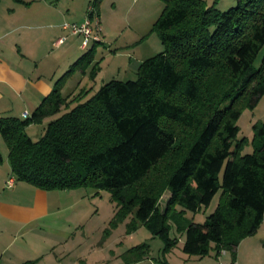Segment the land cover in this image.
Here are the masks:
<instances>
[{
	"label": "trees",
	"instance_id": "16d2710c",
	"mask_svg": "<svg viewBox=\"0 0 264 264\" xmlns=\"http://www.w3.org/2000/svg\"><path fill=\"white\" fill-rule=\"evenodd\" d=\"M163 1L155 21L163 47L140 62L135 79H111L86 99V90L63 96L64 80L91 61L92 47L30 116H0V134L16 180L45 190L107 188L115 216L130 211L131 227H150L166 248L175 243L168 212L175 205L196 211L223 188L202 223L185 225L181 248L198 256L227 250L234 258L239 241L264 219V122L253 126L258 142L251 152L233 144L241 108L264 95V54L254 67L264 49V0H236L226 10L217 8L219 0ZM45 119L34 139L26 127ZM169 161L172 172L162 170ZM148 256L145 243L123 253L125 263Z\"/></svg>",
	"mask_w": 264,
	"mask_h": 264
},
{
	"label": "crops",
	"instance_id": "0c3cea01",
	"mask_svg": "<svg viewBox=\"0 0 264 264\" xmlns=\"http://www.w3.org/2000/svg\"><path fill=\"white\" fill-rule=\"evenodd\" d=\"M35 1L49 10L31 9ZM61 3L62 0L55 4L48 0H0V116L22 118L23 112L30 116L78 58L82 37L61 28L62 20L70 17L62 12ZM82 18L83 15L71 21ZM60 36L66 37L56 44ZM73 76H67L64 83ZM46 121L30 124L27 133L34 130L35 136H40ZM3 143L0 134V146ZM4 145L5 155L0 149V264H104L106 257H98L99 250L93 251L92 244L86 246L85 252L76 253L77 246H85L88 239L84 229L80 236L76 233L78 223L72 210L76 189L45 190L20 180L11 188L5 187L4 181L12 172ZM262 223L239 241L234 258L229 251L216 254L213 250L206 256L184 253L182 264H218L219 259L264 264V234L259 232ZM143 263L157 264L151 255L125 264Z\"/></svg>",
	"mask_w": 264,
	"mask_h": 264
},
{
	"label": "rangeland",
	"instance_id": "374dc122",
	"mask_svg": "<svg viewBox=\"0 0 264 264\" xmlns=\"http://www.w3.org/2000/svg\"><path fill=\"white\" fill-rule=\"evenodd\" d=\"M206 1L211 3L213 0ZM48 2L55 4L57 0H48ZM235 2L236 0H219L216 6L220 10H226ZM163 4V0H62L61 10L70 17L63 19L61 24L64 21L72 22L71 20L83 15L80 21H76L81 22L89 6H94L99 14L102 29L99 41H91L86 47L78 49L77 57L93 47L91 61L83 63L81 68L76 67L69 73L68 77L73 76L74 73L75 75L69 82L63 83L62 95L72 97L86 90L82 98L86 99L111 79H135L140 62L156 54L163 47L155 28V21ZM41 8L46 7L35 1L31 9L41 10ZM262 54L264 49L258 53L254 67L259 65ZM70 104L73 105V102ZM261 122H264V95L253 107H242L236 120L238 132L233 144L241 143V154L254 149L258 139L255 137L253 126ZM28 134L34 139L39 137L35 136L34 130H29ZM4 143L0 149L5 155ZM173 167H175L174 162L169 161L162 170L167 171L170 168L172 172ZM157 180L159 181V178ZM74 189H76V204L72 210L76 214L78 223L76 233L80 236L84 229L88 236L86 245L82 247L78 245L76 253L85 252L86 246L92 244L93 251L99 250L96 254L98 257L100 255L106 257L104 264H125L123 253L135 244L142 243L147 244L149 256H153L154 259H167L182 264L186 256L181 248L185 225L190 221L202 223L223 197V188L219 187L210 203L201 205L196 211L181 210L179 205H175L166 218L168 237L174 239L175 243L166 248L164 240L150 227L143 224L135 228L131 227L133 217L130 211L123 217L115 216L117 204L111 190L95 186ZM168 195V189L161 192L159 200L161 205L165 203ZM261 222H264V219ZM259 232L264 234V223ZM211 251L213 249H210L208 254H211ZM88 260L91 259L88 257Z\"/></svg>",
	"mask_w": 264,
	"mask_h": 264
},
{
	"label": "built area",
	"instance_id": "2783aa9c",
	"mask_svg": "<svg viewBox=\"0 0 264 264\" xmlns=\"http://www.w3.org/2000/svg\"><path fill=\"white\" fill-rule=\"evenodd\" d=\"M61 28L66 30L68 34L71 35H80L82 37L81 47H86L91 41H99L101 26L100 19L97 10L94 6H89L88 12L84 19L81 22H68L64 21L61 24ZM66 36H60L56 40V44L62 42ZM28 116L27 112L22 113V117L25 118ZM16 178L13 174L6 177L4 181V186L11 188L14 186ZM226 250H221L220 253H224ZM218 264H237L235 259H232L228 262L218 261Z\"/></svg>",
	"mask_w": 264,
	"mask_h": 264
}]
</instances>
